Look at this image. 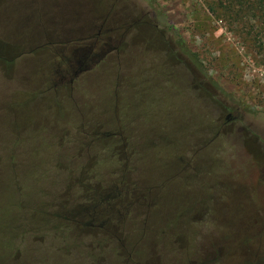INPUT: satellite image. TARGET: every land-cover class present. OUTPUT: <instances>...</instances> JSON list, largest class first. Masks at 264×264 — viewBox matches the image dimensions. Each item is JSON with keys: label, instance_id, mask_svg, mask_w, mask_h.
<instances>
[{"label": "rangeland", "instance_id": "obj_1", "mask_svg": "<svg viewBox=\"0 0 264 264\" xmlns=\"http://www.w3.org/2000/svg\"><path fill=\"white\" fill-rule=\"evenodd\" d=\"M114 1L85 0L86 34L58 43L72 0H0V41L35 50L0 60V264H258L264 23Z\"/></svg>", "mask_w": 264, "mask_h": 264}, {"label": "crops", "instance_id": "obj_2", "mask_svg": "<svg viewBox=\"0 0 264 264\" xmlns=\"http://www.w3.org/2000/svg\"><path fill=\"white\" fill-rule=\"evenodd\" d=\"M40 5H43V3H41ZM54 9H57V11L61 15H63V12L65 11L66 7L63 4H61V6L60 5L55 6ZM85 13H86L85 0L83 1L82 0H72V4L69 6V12H68V15L70 14L73 19L71 21V28L70 29L68 28L67 30L61 29L60 31L59 30L55 31L57 40H61V41H58V43H63L62 40L64 39L65 35L68 36L70 34V40H71L72 35L75 36V35H85L86 34L87 24H86V19H85V16H86ZM91 17H93V15H91L90 18ZM80 22L83 23V26H84L83 28H80L79 26ZM48 30H51L52 32L51 34H53L54 24L53 23L47 24V22L42 23V27L39 31L40 35L38 37L40 40L39 43H42L47 40ZM0 45L3 46L6 50H11L9 51L11 53L8 54L5 49L0 48V60H3V61L17 60L18 62L20 61L21 56H23L24 54H27V53L30 54V52L35 51L34 46L32 45L31 46L28 45L27 48H22L21 44L20 45L17 44V46H11L10 44L3 43L1 41H0Z\"/></svg>", "mask_w": 264, "mask_h": 264}, {"label": "trees", "instance_id": "obj_3", "mask_svg": "<svg viewBox=\"0 0 264 264\" xmlns=\"http://www.w3.org/2000/svg\"><path fill=\"white\" fill-rule=\"evenodd\" d=\"M222 9H225L233 20L249 19L252 16L261 19L259 21L264 23V0H228L227 4L222 5ZM243 25L251 26V24ZM261 26L264 28V25ZM254 35L251 36L249 41L251 42L254 39L253 42L256 44L257 50L263 52L262 57H264V33L257 32Z\"/></svg>", "mask_w": 264, "mask_h": 264}, {"label": "flooded vegetation", "instance_id": "obj_4", "mask_svg": "<svg viewBox=\"0 0 264 264\" xmlns=\"http://www.w3.org/2000/svg\"><path fill=\"white\" fill-rule=\"evenodd\" d=\"M107 1L111 2V0H107ZM112 5H113V2H112V4H110V7H112ZM101 15H102V11L96 12V10H95L93 12V18H95V19H99L101 17ZM100 34H101L100 31H98V33H96L92 44L89 43V42H88L89 44H85V42H84V45L83 44L78 45L75 49H73L74 50V54L76 53L74 58H71L69 56H64L63 62L65 61V65H68L69 67L73 68L72 71H71V72H73V75H76L77 73H79L78 72L79 70H76L74 68V65L71 64V61L74 59L75 64H77L78 66H81V64L87 58V54L94 50L95 45L96 46L98 45V47L101 46ZM83 38H85V36ZM84 41H87V40H84ZM170 54H171L170 56H172L173 59H176V50H174L173 52L170 51ZM58 66H60V64H58ZM61 72L62 73H58V75L60 74V76H59L60 79H64L66 75L70 74V68L68 70H64V71H61ZM228 119H229V115H227V117H226V120H228ZM263 263H264V260H261V261L258 262V264H263Z\"/></svg>", "mask_w": 264, "mask_h": 264}]
</instances>
